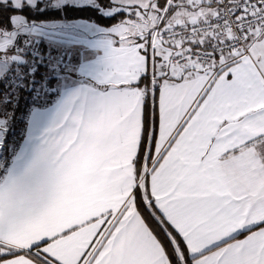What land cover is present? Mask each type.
Listing matches in <instances>:
<instances>
[{"label":"snow or ice","instance_id":"snow-or-ice-1","mask_svg":"<svg viewBox=\"0 0 264 264\" xmlns=\"http://www.w3.org/2000/svg\"><path fill=\"white\" fill-rule=\"evenodd\" d=\"M41 2L111 22L37 34L12 0L4 95L41 40L50 75L34 158L0 177V264H264V0Z\"/></svg>","mask_w":264,"mask_h":264},{"label":"trees","instance_id":"trees-1","mask_svg":"<svg viewBox=\"0 0 264 264\" xmlns=\"http://www.w3.org/2000/svg\"><path fill=\"white\" fill-rule=\"evenodd\" d=\"M100 2L106 3V0H100ZM14 10L10 1H0V31H3L5 28H11V25L7 22V17ZM24 14L27 16L30 25L65 18L72 20L83 19L100 26H105L111 22V15H104L103 10H97L95 7L79 8L69 14L68 10L56 12L51 7L45 8L41 1L36 2L34 8H26ZM18 38L16 39L17 42H19ZM33 52L37 58L35 65L37 70L34 83L29 84L25 81V86L18 90L12 88L8 96L4 95L8 91V87L0 83V99L3 100V103L0 104V118H6L4 119L6 121V131L2 142V147L5 150L3 151V155L6 160L14 153L23 138L29 111L33 107H42V101L37 99V92L43 78L46 75H50L46 55L48 52L47 45L41 40L38 44V50L36 46ZM52 82L54 81H50L49 83ZM53 96L54 94H50L49 101H51Z\"/></svg>","mask_w":264,"mask_h":264},{"label":"crops","instance_id":"crops-1","mask_svg":"<svg viewBox=\"0 0 264 264\" xmlns=\"http://www.w3.org/2000/svg\"><path fill=\"white\" fill-rule=\"evenodd\" d=\"M0 1H10L12 3V0H0ZM41 0H36V2ZM92 2V0H91ZM62 20V19H61ZM72 20V19H71ZM77 24H88L90 25L91 21L83 20V19H73ZM60 21V20H56ZM53 21H45L40 22L39 26L42 27H53L55 25L52 24ZM42 110V107H33L31 111L29 112V117H27L26 121V127L25 132L23 135L22 140L20 141L19 145L17 146L14 153L11 154L10 158L8 160L4 159V155H0V177L5 176L6 174L10 173L16 166L23 161L26 165L31 161L32 158H34L35 152V141L36 136L34 135V128H33V118L35 116L36 111ZM0 125H6L3 124V120L0 119ZM5 133V131H4ZM4 140V139H3ZM0 141V144L3 142Z\"/></svg>","mask_w":264,"mask_h":264},{"label":"rangeland","instance_id":"rangeland-1","mask_svg":"<svg viewBox=\"0 0 264 264\" xmlns=\"http://www.w3.org/2000/svg\"><path fill=\"white\" fill-rule=\"evenodd\" d=\"M89 2H91V0H89ZM114 11V10H113ZM103 13H104V15H111V13L110 12H108V11H103ZM36 25V27L35 28H32V32H36L37 34L39 33V31H40V29L41 28H43L42 26H39V24H35ZM90 27H95V28H97L98 30H102L103 29V26H100V25H98V24H96V23H91L90 25H89ZM17 29H18V31L17 32H14V33H12V35H13V37H15L16 39L18 38L19 39V42H17V43H20L21 41H23L25 44H28V43H30L31 42V40L33 39V37H32V35L30 34V33H25L21 28H20V25H17ZM18 36V37H17ZM17 41V40H16ZM11 41H9V43H10ZM0 46H3V43L2 42H0ZM35 45L33 46V51H34V49H35ZM55 54V53H54ZM54 97V96H53ZM31 111V110H30ZM29 111V112H30ZM28 117H29V113H28ZM3 120V124H5L6 123V121L4 120V119H2ZM5 122V123H4ZM1 123V122H0ZM4 131H0V141H2L3 139H4ZM3 146V144L1 143L0 144V155H2L3 154V151H5L4 150V148L2 147Z\"/></svg>","mask_w":264,"mask_h":264}]
</instances>
